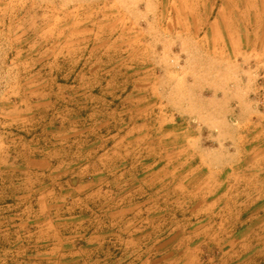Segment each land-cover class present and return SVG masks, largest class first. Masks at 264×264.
Segmentation results:
<instances>
[{
    "label": "rangeland",
    "instance_id": "rangeland-1",
    "mask_svg": "<svg viewBox=\"0 0 264 264\" xmlns=\"http://www.w3.org/2000/svg\"><path fill=\"white\" fill-rule=\"evenodd\" d=\"M260 156L264 0H0V177L43 158L45 177L28 185L45 198V221L60 222L53 212L72 205L61 199L87 165L98 172L85 181L103 188L91 201L135 206L109 238V251L138 240L125 264H143L149 248L165 256L181 231L206 236L195 264H218L219 231L252 229L264 245L254 223L264 177L240 172ZM42 181L44 195L32 193ZM0 188V203H19L18 187ZM85 210L99 226L101 205ZM33 215L19 222L18 208L0 206V240L11 238L0 264H46Z\"/></svg>",
    "mask_w": 264,
    "mask_h": 264
},
{
    "label": "crops",
    "instance_id": "crops-1",
    "mask_svg": "<svg viewBox=\"0 0 264 264\" xmlns=\"http://www.w3.org/2000/svg\"><path fill=\"white\" fill-rule=\"evenodd\" d=\"M252 162L253 164L251 169L245 168L244 171H240L244 175L245 179H247V177H250L251 179L253 177H264V156H260ZM44 165L45 160L43 158L33 159L28 161L27 164L21 162L19 170L11 172L9 175L0 177V186L3 184L4 188H8V191H10V188L13 186L18 187L15 189L16 193L21 194L18 197L19 203L16 201L11 202L16 206L3 202L0 203L1 208L6 210V212L7 210L10 211L11 209L18 208L20 215V219L18 220L19 222L26 219L24 215L28 211L34 212L33 219L36 224L37 231L35 238L33 240L31 239V241L37 242L40 249V252H38V258L48 259L46 264H100V258L107 259L106 264H122V262L125 264L126 260L124 258L119 259V255L124 253H137L140 248L138 247L137 239V241L135 239L132 240V247L130 248H125V246H123V248L115 246L114 248H110L111 251H109V238L111 236H115L117 239L120 237L119 235L116 236L115 231H117V228L114 227H119V225L123 223L124 218L128 216L129 212L134 210L135 206L126 207L123 206V204L121 205V203L112 204L111 202L104 201L100 204L95 203L93 200L91 201V198H94L95 194H98V189L100 190V193L103 188L94 184H88L89 182L85 181V175L96 174L98 172L94 170L92 173H89L87 165L85 167L77 168L76 173L74 174L76 176V179L74 180V188L69 192L64 191L69 195V197L66 195L61 200L66 202L67 198L74 199L72 205H60L53 212V215L60 220V222L49 223L45 221L46 212H49L46 211L45 208V198L42 196H37L36 198L31 197L32 195H29L30 192L28 185L30 175L31 177L36 178V186H39V178L43 179L45 177L46 170ZM27 167L32 171L28 170ZM254 169L255 171H253ZM102 170H104V167ZM6 184L10 185L6 186ZM40 184L41 187H38L32 193L36 192L37 194L44 195V182L42 181ZM60 192L61 188L59 187V191L53 193ZM11 198L12 197H8L9 200ZM29 199L32 203L28 202ZM260 200L263 201L261 202L263 204L261 207L264 209V196L261 197ZM110 204L114 206L110 208ZM90 205L95 207L101 205L102 208V214L99 218L100 221L95 223L99 226L95 228H93L94 224H92V219H88L90 216L85 213V209H89ZM244 208L250 209L254 208V206L246 205ZM72 212H74V214H71ZM10 215H12V213L8 214V216ZM6 217L7 216H5V218ZM254 223L260 227L261 232H264V218L261 220H255ZM251 225L252 223L250 226ZM1 226L2 225H0V227ZM6 226H10L8 221H6ZM69 227L71 229L67 230ZM249 231H252V229L247 230V228H243L239 233L229 235L228 239H226V237H222V235H220V231L214 235L212 242H218V251H216V253L219 254L217 258L218 264H264V245L262 247H256V245H253L254 237L252 238L251 234H248ZM71 232H74L75 234L79 233L81 235L79 238H84L83 244L72 243L73 240L70 239ZM261 234V240L264 241V234ZM9 238L10 237H8V239L5 238L4 240L1 239L0 242L11 241V238ZM205 239V235L203 237H199L198 235L185 236L182 231L178 232V236L176 238L165 239V243L162 245L165 247V256L162 255L158 260H154L151 258L152 250L149 248L147 255L145 254V257L147 256V260L143 264H153L152 262L155 264H195L197 260V253L200 252V250L197 249L196 244L200 240ZM29 240V238L24 239L21 236L17 238V241ZM173 241L179 243V247L176 249L178 252L176 254L180 255L181 260L184 259L182 262L179 259L171 258L173 255V253H171ZM221 242L226 243L224 244V248H222ZM162 246L160 248H162ZM257 250L261 252V255H256ZM25 251L26 250H24V252ZM257 256H261V258L256 259L258 258Z\"/></svg>",
    "mask_w": 264,
    "mask_h": 264
}]
</instances>
